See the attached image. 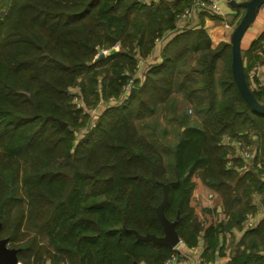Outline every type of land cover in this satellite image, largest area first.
I'll return each instance as SVG.
<instances>
[{"label": "trees", "instance_id": "1", "mask_svg": "<svg viewBox=\"0 0 264 264\" xmlns=\"http://www.w3.org/2000/svg\"><path fill=\"white\" fill-rule=\"evenodd\" d=\"M191 4L0 0V238L19 249L20 264H165L178 252L134 232L165 235L157 208L167 185L164 212L182 242L203 243L204 262L225 256V233L247 220L252 193H264L262 173L235 169L234 143L257 137L262 159L264 115L237 88L231 44L175 27ZM168 33L161 61L123 99L138 60ZM260 40L247 57L264 58ZM76 87L87 107L116 99L95 127L73 102ZM202 186L221 197L227 222L202 207ZM247 240L225 264H264V221Z\"/></svg>", "mask_w": 264, "mask_h": 264}, {"label": "crops", "instance_id": "2", "mask_svg": "<svg viewBox=\"0 0 264 264\" xmlns=\"http://www.w3.org/2000/svg\"><path fill=\"white\" fill-rule=\"evenodd\" d=\"M144 3H158L160 1H165L169 3H175L183 0H141ZM219 7V10L216 12H194L191 16V19L185 20L181 18L182 14H180L175 20V27L179 31L184 30H196L202 28L210 37L212 41V46L217 47L221 43L231 44L232 34L241 21L243 15L245 14V9L243 8H235L230 5L229 0H214ZM239 2L238 0H235ZM193 4V0H192ZM191 4V6H192ZM190 6V7H191ZM264 8V7H263ZM262 8V9H263ZM188 9V8H187ZM261 9V10H262ZM185 11V10H184ZM174 34L168 33V38L165 37L162 41L156 40L155 48L150 54L147 56V60L145 63L149 61L157 62L156 60L161 61V53L162 47L166 45L169 39L172 38ZM264 35V20H263V11H260L258 14V18L255 23L251 25L248 29L243 42V54H244V65L248 70L247 74L252 83L253 88L262 93L264 90V58L261 57L259 59L256 58V55L260 52L253 51L248 57L246 56L247 52L250 51L253 47L254 42L262 41V36ZM167 36V34H166ZM165 40V41H164ZM157 62V63H158ZM140 69L138 70L139 74ZM142 73V71L140 72ZM143 74L139 75L141 78ZM228 140L226 139L225 142ZM236 150V149H235ZM234 158H238L233 155ZM239 159V158H238ZM264 159V157L262 158ZM242 162V161H241ZM257 163V162H256ZM230 166H233V163L230 161ZM246 165V166H245ZM242 168L244 169L240 172V175L245 174L249 171H256L255 165H248L242 162ZM241 168L240 166L235 167L237 171ZM261 173V172H260ZM262 180L264 181L263 175H261ZM251 213L248 216L247 227L245 226V222L237 224L233 226L229 231L225 233V241L221 242L223 246H225V256L220 258V264H225L228 262L235 252L238 249H244L252 244L253 240H247L245 243L243 242L246 234L249 231L255 230L259 224L264 221V193H258V191H254L251 195ZM198 200L203 208L209 210L211 212L212 219L214 223L227 222L229 220V216L227 214L226 208L221 197L213 191L211 188L207 186H202V189L199 193ZM255 204V205H254ZM224 238V237H223ZM178 253L182 258L186 260L184 264H201L204 262L202 253L204 247L201 246L192 249L188 247L183 242L177 247ZM260 254L264 256V248L263 245L259 244ZM217 257V256H216ZM215 260L206 261L209 264H216Z\"/></svg>", "mask_w": 264, "mask_h": 264}, {"label": "water", "instance_id": "3", "mask_svg": "<svg viewBox=\"0 0 264 264\" xmlns=\"http://www.w3.org/2000/svg\"><path fill=\"white\" fill-rule=\"evenodd\" d=\"M230 5L235 8L245 9L241 21L235 28L231 38V52H232V73L237 88L247 103V105L255 112L264 115V103L260 102L249 82L246 78L244 54L242 48L243 39L253 23L258 18V14L264 6V0H249L244 2H236L235 0H229ZM105 58L104 53L100 51L97 60ZM62 126H66V123L60 122ZM169 202V185L165 186L163 202L157 208V214L160 221L163 224L165 235L163 237H157L155 235L141 236L137 232H134L138 239L144 241H151L156 244L164 245L168 248L174 249L181 241L178 232L176 230L177 221L171 222L165 215V207ZM179 219V216H178ZM1 229V226H0ZM203 246V243H201ZM223 246L221 243L219 249ZM19 249H12L8 246V239L0 238V264H19L18 259ZM216 264H220V257L217 255Z\"/></svg>", "mask_w": 264, "mask_h": 264}, {"label": "built area", "instance_id": "4", "mask_svg": "<svg viewBox=\"0 0 264 264\" xmlns=\"http://www.w3.org/2000/svg\"><path fill=\"white\" fill-rule=\"evenodd\" d=\"M238 1L244 2V1H249V0H238ZM218 10H219L218 4L214 0H193L192 6L184 11L181 18H183L185 20H189V19H191V16L194 12L205 11V12H211L212 13V12H216ZM261 11H264V8ZM263 20H264V13H263ZM101 52L104 53V51H101ZM137 67H138V69H140L139 65ZM134 82H135V78H133V76H132L130 78L129 82L126 84V86H124V89H123L124 90V96H128L127 94L129 92V90L132 88ZM73 93H74V98H73L74 104H76V106L78 108L84 107V104L82 102L83 101L82 96L78 92H73ZM89 113L92 116V120H91V123L89 124V127L90 126L95 127L97 125V122H98L100 110H98V108L97 109L90 108ZM234 147L236 149V154H237L236 156L239 159L241 158V160H243L244 163H246L248 165H252V166L255 165L256 171L259 173L261 172L263 175V178H264V159H261L260 161H258L256 163V156H257L256 147L248 145L243 141L235 142ZM247 222H248V220L245 221L246 227H247ZM181 243H182V240L180 241L179 244H181ZM178 245L174 248L176 252H178V250H177ZM192 249H196V248H192ZM185 262H186V260L184 258H182L179 253H175L166 261L165 264H184ZM201 264H209V263L202 262Z\"/></svg>", "mask_w": 264, "mask_h": 264}, {"label": "rangeland", "instance_id": "5", "mask_svg": "<svg viewBox=\"0 0 264 264\" xmlns=\"http://www.w3.org/2000/svg\"><path fill=\"white\" fill-rule=\"evenodd\" d=\"M263 13H264V11H263ZM157 40V39H156ZM163 39H158V41H162ZM165 41V40H164ZM119 48V45H116L115 47H114V49H118ZM162 49H163V47H162ZM161 49V50H162ZM104 51V55H105V57L106 56H108L110 53H111V50H103ZM108 52V53H107ZM107 53V54H106ZM160 53H162V52H160ZM146 60H147V58L146 59H143V58H140L139 60H138V63H137V66L139 65V68H140V71H139V74H137L136 76H133V78H139V75H141V74H144L143 73V69H146V70H148V68H150V66L151 65H153V64H155V63H157L158 62V60H156L157 62H153V61H149V62H147V63H145L146 62ZM139 70V69H138ZM142 71V73H140ZM145 71V70H144ZM130 80V79H129ZM129 82V81H128ZM99 86H101V85H99ZM72 92H78L81 96H83L82 95V93H81V90H80V88L79 87H76V88H74L73 89V91ZM178 96L180 97V98H182V95L181 94H178ZM125 97H127V96H124V93H123V99L125 98ZM84 100V99H83ZM116 99L115 98H111V99H109L108 101H110V102H113V101H115ZM108 101H106V100H104L103 98H101L99 101H97L96 102V104H94V105H91V106H89V107H91V108H94V109H97L98 108V110H102L103 109V106L104 105H106L107 103H108ZM84 105L86 106V102H85V100H84ZM89 107H87L86 106V108H85V110H84V114H87V116H88V125L91 123V120H92V116L90 115V113H89ZM89 108V109H88ZM190 114L193 116V112H192V110H190ZM160 120H161V124L162 125H164V124H166V121H165V118H164V116H161V118H160ZM91 127V126H90ZM89 128V127H88ZM90 129V128H89ZM86 132V130H82V131H80L79 133H78V138H81L82 137V135L84 134ZM252 138H253V134H252ZM251 138V139H252ZM257 140H258V138L257 137H255V138H253V140H252V143H253V145L256 147V142H257ZM235 156L237 155L236 154V152H235V154H234ZM240 160H241V158H240ZM261 160V158H257L256 159V162H258V161H260ZM242 162H244L243 160H241ZM246 166V165H245ZM240 170L238 171V173H240V172H242V170L244 169V166H243V168H242V166H241V168H239ZM20 264V263H19ZM45 264H51L50 263V260H47V262L45 263Z\"/></svg>", "mask_w": 264, "mask_h": 264}]
</instances>
